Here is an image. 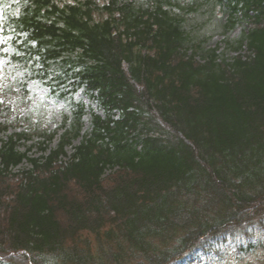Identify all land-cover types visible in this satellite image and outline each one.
Masks as SVG:
<instances>
[{
  "label": "trees",
  "instance_id": "obj_1",
  "mask_svg": "<svg viewBox=\"0 0 264 264\" xmlns=\"http://www.w3.org/2000/svg\"><path fill=\"white\" fill-rule=\"evenodd\" d=\"M218 14L225 30L246 25L222 49L197 32ZM0 38L22 70L14 91L36 79L70 108L35 133L37 156L29 131L0 136V264H178L251 243L264 225V0H1Z\"/></svg>",
  "mask_w": 264,
  "mask_h": 264
},
{
  "label": "rangeland",
  "instance_id": "obj_2",
  "mask_svg": "<svg viewBox=\"0 0 264 264\" xmlns=\"http://www.w3.org/2000/svg\"><path fill=\"white\" fill-rule=\"evenodd\" d=\"M223 16L219 14L210 21L203 29L197 28V32L207 39L206 46H219L224 48L223 39L236 38L241 29L245 28V24H238L231 30H225L223 26ZM9 65L0 57V100L8 103L0 113V123L8 124L5 133L0 132V136L5 138L8 133L29 131L34 134L32 139L28 140L25 145L32 146L29 155L37 156L39 149L36 146V141L40 140L37 132L50 133L59 128L64 114H70V108L59 99L46 96L45 88L36 82H29V96L30 100L23 102V100L12 94L10 89L11 82L14 75L9 72ZM8 75V78L6 77ZM19 75V73H17ZM81 97L88 108L97 113H102L97 103L89 99L82 93L81 90L76 92V98ZM90 127V113L84 116V125L82 132ZM36 131V132H34ZM61 130H58V133ZM58 133L49 142L48 147H53L58 141ZM79 138L73 141V144L79 142ZM35 144V145H34ZM23 150L24 146H20ZM67 153L72 151L71 147L66 148ZM29 166L27 161H23L12 169L17 172L19 169L27 168ZM255 221H250L244 224L248 228L250 224ZM264 225L256 224L251 234V243L247 244L245 240H231L225 245H218L215 249H209L210 252L188 255L184 260L178 264H264ZM249 229V228H248ZM250 230V229H249ZM251 245L250 249H247ZM215 250V251H213Z\"/></svg>",
  "mask_w": 264,
  "mask_h": 264
}]
</instances>
